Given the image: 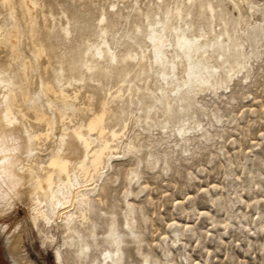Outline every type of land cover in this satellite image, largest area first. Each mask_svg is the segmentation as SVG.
<instances>
[{
	"label": "rangeland",
	"instance_id": "obj_1",
	"mask_svg": "<svg viewBox=\"0 0 264 264\" xmlns=\"http://www.w3.org/2000/svg\"><path fill=\"white\" fill-rule=\"evenodd\" d=\"M220 1L237 25L245 49L249 48L251 37L247 35L252 29L260 32L257 58H250L248 72L234 75L227 88L198 96L197 115L207 136L201 137L202 132H198L184 146L173 134L157 129L146 133L129 124L119 140L120 151L115 156L119 161L113 162L112 168L100 169L98 185L104 180V191L90 204L87 214L101 242L95 251L97 257L108 249L102 243L108 221L114 218L122 226L125 204L130 202L137 220L134 233L140 241V253L152 264H264V0H235L237 6L231 0ZM26 2H36L31 12ZM26 2L10 0L6 9L12 17L6 9L0 11V22L6 21L0 28V75L14 85L13 112L19 114L24 125L31 124L42 134L33 145L37 153L34 162L41 163L54 151L56 135L69 127L68 118L83 122L97 110L102 97L97 82L88 81L84 74L76 77L75 53L72 55L70 49L92 44L95 37L82 30L80 21L72 39L62 40L59 24L65 22L63 16L70 18L79 11L85 21L96 25L103 12L120 9V35L131 28L136 8L154 10L156 4L153 0ZM13 31L15 36L11 37ZM70 70L76 76H71ZM61 91L67 93V99ZM36 113L49 121L58 116H67V120L50 128L45 122L34 125ZM130 139L141 149L137 156L122 155ZM42 146L47 149L41 151ZM133 172L138 176L129 183ZM126 193L128 197L123 200ZM30 215L28 205L17 204L0 217V224L7 225L6 234L21 225L29 260L33 264H79L63 245V230L46 226L41 235L30 222ZM50 236L56 241L52 242ZM126 240L125 264H141L133 235ZM57 250L62 253V261L55 258ZM0 264H9L1 243Z\"/></svg>",
	"mask_w": 264,
	"mask_h": 264
},
{
	"label": "bare ground",
	"instance_id": "obj_2",
	"mask_svg": "<svg viewBox=\"0 0 264 264\" xmlns=\"http://www.w3.org/2000/svg\"><path fill=\"white\" fill-rule=\"evenodd\" d=\"M153 1L156 9L136 8L131 28L120 35V9L103 12L96 25L85 21L79 11L70 18L63 16L65 22L59 24L62 40L72 39L80 21L82 30L95 37L92 44L83 48H70L71 54L75 53L73 66L78 76L72 70L69 73L76 77L84 74L88 81L97 82L102 97L97 110H89L91 113L83 122L74 123L68 118L69 127L56 135L55 149L48 153L45 162H34L37 153L33 145L41 139V132L18 119L19 114L12 110L14 85L0 75V217L8 215L17 204L28 205L30 222L39 234L44 235L46 226L61 228L63 245L79 264H125L126 238L133 235L136 246L140 244L134 233L137 220L130 202L125 204L121 227L114 218L108 221L106 238L102 240L108 249L99 257L95 251L101 242L87 215L90 204L98 201L106 184L101 180L98 185L102 178L100 169L112 168V163L119 161L115 158L120 151L119 140L129 124L146 133L157 129L173 134L184 146L198 132H202L201 137L207 136L197 115L198 96L227 88L234 75L248 72L250 58H257L260 32L251 28L247 51L244 40L237 35V25L231 22L220 0H175L171 5L166 0ZM231 1L237 6L235 0ZM9 2L0 0V11ZM24 4L31 12L36 2ZM8 16L12 17V13ZM5 23L1 21L0 28ZM10 36L14 37L15 32ZM60 93L68 98L67 93ZM33 108L37 112L35 104ZM35 115L33 124L45 122L48 128L67 120V116L49 121L44 115ZM43 148L41 151L47 149ZM140 150L130 139L121 151L123 156H137ZM137 176L136 172L131 173L128 182ZM6 229L7 225L0 224L4 258L9 264H33L24 251L21 225L9 234ZM49 239L56 241L54 236ZM140 247L136 248L138 253ZM138 255L141 264H152L143 252ZM55 258L62 261L60 250Z\"/></svg>",
	"mask_w": 264,
	"mask_h": 264
}]
</instances>
